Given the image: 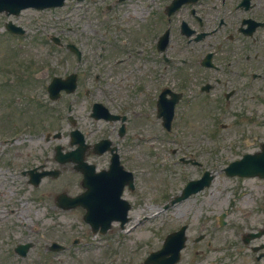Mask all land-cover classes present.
I'll use <instances>...</instances> for the list:
<instances>
[{"label":"flooded vegetation","instance_id":"af4514ba","mask_svg":"<svg viewBox=\"0 0 264 264\" xmlns=\"http://www.w3.org/2000/svg\"><path fill=\"white\" fill-rule=\"evenodd\" d=\"M102 12L94 29L102 33L100 51L93 44L85 49V44L75 42L81 50L79 60L69 42L62 40L52 50L55 63L63 57L90 68L77 73L76 91L50 99L48 87L57 73L46 70L0 81V125L14 127L18 135L31 129L37 140L48 125L55 130L63 124L80 129L88 146L86 161L95 173H132L134 188L125 183L121 195L127 200L139 184L142 129L148 125L143 113L157 115L160 100L179 97V106L192 99L189 105L230 114L264 110V0H103ZM15 18L10 20L16 23ZM40 62L45 65L46 60ZM133 62L135 69L126 68ZM99 65L104 69L93 79L94 67ZM97 103L102 106L96 110ZM23 146L29 160L31 146ZM68 146L66 150L78 148L70 140ZM72 168L77 195L83 175L76 164ZM8 237L5 256L15 254L14 236L3 238ZM239 239L231 247L245 246L253 254L244 261L228 252L229 260L217 264H264V242ZM195 243L210 246L203 237ZM44 255L54 257L52 264H71L70 248L51 252L41 240L33 242L23 259L26 264H43Z\"/></svg>","mask_w":264,"mask_h":264},{"label":"rangeland","instance_id":"374dc122","mask_svg":"<svg viewBox=\"0 0 264 264\" xmlns=\"http://www.w3.org/2000/svg\"><path fill=\"white\" fill-rule=\"evenodd\" d=\"M87 5V1L68 0L62 12L49 11L40 14L25 11L22 19L31 20L34 25L28 40L18 42L21 46L5 38L1 28L0 81L15 79L20 73H25L26 71H23L25 56L32 58L44 49L40 43H35L31 39L40 32L38 29L41 24L38 22L42 18V22L46 21L50 24H53L54 20L57 23L62 22L64 27L68 25L76 27L77 23H81L82 30L78 33L84 43L87 47L93 44V47L98 48L102 42L101 33L94 34L88 26L87 18L82 16L88 11ZM69 7L74 9L72 14L65 11ZM3 20L4 16L0 15V26ZM20 66H23L22 70L20 69L18 73L14 71ZM134 66L133 62L126 68L135 69ZM67 67L72 70L74 65ZM50 69L52 71L54 66L50 65ZM66 70L63 66L61 72L65 73ZM34 72L39 70L32 71ZM188 108L187 104H183L177 111L171 134H167L157 124L155 114L148 116L143 113V117L147 116L149 120L148 125L143 126L142 135L149 142L143 140L140 145L138 168L142 172L140 173L141 182L138 194L133 197L135 206L130 213L132 220L125 230H121L119 226H113L112 231L105 235L91 233L90 228L81 220L79 212H61L52 207L54 194L57 193L54 191H59L60 186H65V183H55L56 185L52 187H45L49 184L46 181L41 187L42 190L36 192L31 187H27L26 179L21 176L20 170L18 171L22 165L26 164V160L17 159L18 162L11 163L9 169H13L11 174L17 178L16 181L9 178L7 182V179L0 177V264H6L10 258L3 256V253L10 245L11 237L6 238L8 241L3 237L14 235L13 239L21 240L27 239V237L22 238L24 234L37 235L30 231L29 226H21L26 221L29 225L38 224L51 240L71 243L73 238H82L81 244L73 248L74 258L73 261L69 260L72 264H143L153 247L156 248H153L150 253L162 248L161 242L166 232L174 227L176 229L181 224L189 225L190 241L188 248L182 253L183 261L180 264H209L214 262L216 255L207 250L204 252L200 245L195 247L190 245L193 237L201 233V224L206 226L207 234L217 235L218 239L223 241L227 236L235 233L244 234L260 221L263 222L264 180L255 177H229L223 168L243 153L253 152L259 148L260 140H264L262 125L264 110L262 113L253 115L247 113L242 116L241 122L231 124L233 117L227 116L220 120V116H213L214 109L211 107L205 111H199L198 107ZM212 118L217 119L218 122L228 123L227 128L223 129L220 125L219 129L213 127ZM248 118H252L253 121H249ZM255 135V144L246 146L244 140L251 136L250 140L253 141ZM24 139L33 143L32 134L31 137L26 135ZM41 146L44 147L47 155L50 143L42 142ZM26 152L27 149L23 148V153ZM39 155H42V150L39 151ZM190 156L202 162L203 167L193 164L185 165L181 162L183 157ZM44 163L48 167L57 166L53 158L44 159ZM207 169L215 171V179L209 188L167 210L163 209V205L178 194L187 183L186 180L199 177ZM64 175L70 177V172ZM5 181L6 185L3 184ZM38 203L43 204L44 207L38 208ZM250 212L253 215L246 216ZM222 213H227V223L219 227L217 217ZM242 255L245 256L246 253L242 252ZM52 260L48 259L51 264ZM16 261L12 257V264H19Z\"/></svg>","mask_w":264,"mask_h":264},{"label":"water","instance_id":"95a60500","mask_svg":"<svg viewBox=\"0 0 264 264\" xmlns=\"http://www.w3.org/2000/svg\"><path fill=\"white\" fill-rule=\"evenodd\" d=\"M19 1H21V0H19ZM26 1L27 2L24 5H37V6L43 7V4L45 2H47L48 0H26ZM59 4H63V0H59ZM252 162H253V164H251L249 166L251 168V170L258 169V170L264 171V168H263V166H261L260 163H258L256 161H252ZM186 195H188V190L184 196H186ZM109 210H110V208H108V207H104V206L96 207V206L91 205L89 207L88 215L86 216V218L88 221H91V223L95 229L99 225H102L103 229H106L109 226L110 221L114 217H116V214L113 212L110 213ZM115 212L117 214L120 213L119 211H115ZM173 242H178V240L174 239L173 237H169L167 239L166 244H165V248H164V250L161 251V252H163V251H165V252L163 253V255L161 257H159L161 263H167V260H165L167 258L165 256H166V254H168L171 251L173 254L172 257L174 259H178L181 245L176 246V248L173 250L172 249L173 248ZM151 259L152 258L147 260V264H149L151 262L150 261Z\"/></svg>","mask_w":264,"mask_h":264}]
</instances>
